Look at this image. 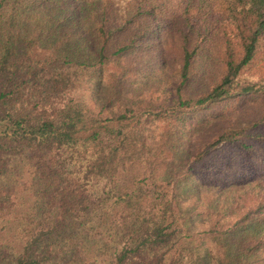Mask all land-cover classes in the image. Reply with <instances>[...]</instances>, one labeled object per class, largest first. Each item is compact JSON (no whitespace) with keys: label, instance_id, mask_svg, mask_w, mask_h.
I'll return each mask as SVG.
<instances>
[{"label":"trees","instance_id":"trees-1","mask_svg":"<svg viewBox=\"0 0 264 264\" xmlns=\"http://www.w3.org/2000/svg\"><path fill=\"white\" fill-rule=\"evenodd\" d=\"M101 263L264 264V0H0V264Z\"/></svg>","mask_w":264,"mask_h":264},{"label":"rangeland","instance_id":"rangeland-1","mask_svg":"<svg viewBox=\"0 0 264 264\" xmlns=\"http://www.w3.org/2000/svg\"><path fill=\"white\" fill-rule=\"evenodd\" d=\"M75 3H81V4H83V2L81 1H76ZM59 10H62V8L63 7H66V6H68V5H64L63 6V3L62 2H59ZM41 48H40V46L39 47H35L34 49H33V53L35 54V55H41L42 54V50H40ZM215 68H216V65H215V63H213V65L212 64H210V66H209V71L207 72V74H205V75H203V76H201L200 77V80L204 83V84H206V82L210 79V77L211 76H213L214 75V72H215ZM202 83V84H203ZM201 84V85H202ZM143 90V89H142ZM244 112H246V111H244ZM247 113V112H246ZM87 253V252H86ZM86 253H85V255H86ZM88 254H90V252L88 251ZM84 255V258L86 257ZM85 260H87V258H85ZM101 264H103V263H101Z\"/></svg>","mask_w":264,"mask_h":264}]
</instances>
